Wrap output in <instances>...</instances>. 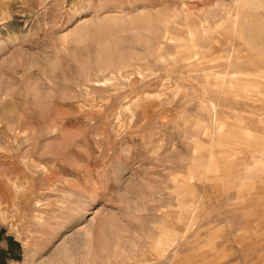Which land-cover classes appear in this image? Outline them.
<instances>
[{"label":"rangeland","instance_id":"1","mask_svg":"<svg viewBox=\"0 0 264 264\" xmlns=\"http://www.w3.org/2000/svg\"><path fill=\"white\" fill-rule=\"evenodd\" d=\"M0 264H264V0H0Z\"/></svg>","mask_w":264,"mask_h":264}]
</instances>
